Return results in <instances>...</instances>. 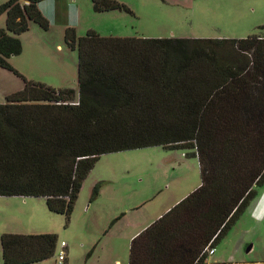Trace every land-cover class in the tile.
I'll return each instance as SVG.
<instances>
[{
	"label": "trees",
	"instance_id": "1",
	"mask_svg": "<svg viewBox=\"0 0 264 264\" xmlns=\"http://www.w3.org/2000/svg\"><path fill=\"white\" fill-rule=\"evenodd\" d=\"M41 1L0 5V67L24 81L0 103V195L44 198L69 219L101 155L192 149L199 187L132 238L128 264H206L211 240L216 247L264 184V36H78L69 27L76 99L74 89L29 80L8 61L21 53L30 22L49 29ZM92 1L97 11L128 10ZM0 242L4 264H32L55 254L57 235L3 233Z\"/></svg>",
	"mask_w": 264,
	"mask_h": 264
},
{
	"label": "rangeland",
	"instance_id": "2",
	"mask_svg": "<svg viewBox=\"0 0 264 264\" xmlns=\"http://www.w3.org/2000/svg\"><path fill=\"white\" fill-rule=\"evenodd\" d=\"M7 0H0V5ZM128 10L97 11L92 0H42L48 30L30 22L19 38L20 54L8 59L29 80L79 94L78 51L65 41L95 30L105 37L246 38L264 36V0H116ZM6 13H0V28ZM24 87L0 67V103ZM192 149L161 145L106 153L85 178L69 219L48 209L41 197L0 195L3 233L57 235L55 254L34 264H128L132 238L199 187L200 166ZM246 211L216 245L207 264L264 263V184ZM249 246L251 248L248 250ZM0 264L2 246L0 242Z\"/></svg>",
	"mask_w": 264,
	"mask_h": 264
},
{
	"label": "built area",
	"instance_id": "3",
	"mask_svg": "<svg viewBox=\"0 0 264 264\" xmlns=\"http://www.w3.org/2000/svg\"><path fill=\"white\" fill-rule=\"evenodd\" d=\"M216 236H214V238L211 240L210 245L206 248V253L208 254V258L210 255H213L216 252V247L213 246V242ZM67 244L62 241L61 242V250L60 253L58 255V264H64V260L66 259V252L64 250V248H66Z\"/></svg>",
	"mask_w": 264,
	"mask_h": 264
},
{
	"label": "crops",
	"instance_id": "4",
	"mask_svg": "<svg viewBox=\"0 0 264 264\" xmlns=\"http://www.w3.org/2000/svg\"><path fill=\"white\" fill-rule=\"evenodd\" d=\"M250 206H248V208H249ZM246 209V211H249V213L251 214V215H254V212H255V209L254 208H252V210L250 211L249 209ZM245 211V212H246ZM244 212V213H245ZM215 254V253H214ZM3 259V258H2ZM38 263V262H37ZM116 264H119V263H121L119 260H116V262H115ZM32 264H34V263H32ZM207 264V263H206Z\"/></svg>",
	"mask_w": 264,
	"mask_h": 264
},
{
	"label": "water",
	"instance_id": "5",
	"mask_svg": "<svg viewBox=\"0 0 264 264\" xmlns=\"http://www.w3.org/2000/svg\"><path fill=\"white\" fill-rule=\"evenodd\" d=\"M251 248V246H249L248 250Z\"/></svg>",
	"mask_w": 264,
	"mask_h": 264
}]
</instances>
